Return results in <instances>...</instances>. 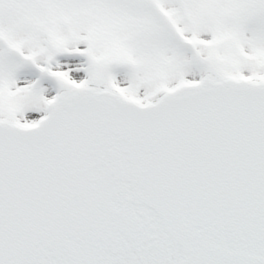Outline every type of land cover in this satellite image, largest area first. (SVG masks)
<instances>
[{
    "label": "snow or ice",
    "instance_id": "1",
    "mask_svg": "<svg viewBox=\"0 0 264 264\" xmlns=\"http://www.w3.org/2000/svg\"><path fill=\"white\" fill-rule=\"evenodd\" d=\"M0 264H264V0H0Z\"/></svg>",
    "mask_w": 264,
    "mask_h": 264
}]
</instances>
